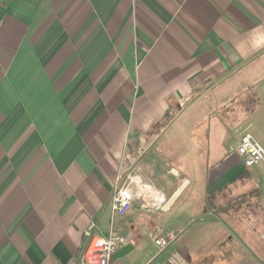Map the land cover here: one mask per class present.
<instances>
[{
	"label": "crops",
	"instance_id": "0c3cea01",
	"mask_svg": "<svg viewBox=\"0 0 264 264\" xmlns=\"http://www.w3.org/2000/svg\"><path fill=\"white\" fill-rule=\"evenodd\" d=\"M263 64L264 0H0V264H79L91 222L134 242L142 224L153 242L174 231L171 260L184 264L229 252L223 264H260L264 177L239 156L214 169L206 144V122L228 127L229 113L201 120L198 180L182 136L157 142L174 114L220 86L233 83V96L256 87L254 112ZM125 159L153 191L148 208L137 199L116 217Z\"/></svg>",
	"mask_w": 264,
	"mask_h": 264
},
{
	"label": "rangeland",
	"instance_id": "374dc122",
	"mask_svg": "<svg viewBox=\"0 0 264 264\" xmlns=\"http://www.w3.org/2000/svg\"><path fill=\"white\" fill-rule=\"evenodd\" d=\"M263 67L264 64L261 68V70L264 72ZM247 69H251V67ZM257 71H260L259 68ZM262 71H260L259 76L261 75ZM226 81V84H228L230 82H233V79H226ZM233 87H235V85H233V83H230V87L220 86L218 90L209 93L208 97L204 98V95L202 94L185 110L182 109L178 114H174V117L172 115L171 117H173V120L170 121L171 126L169 128H166L167 130L157 142L158 146L161 147L162 145L166 144V142L172 141L177 135L183 137V141H180L177 144H184V152L182 156L185 160H188L189 158L190 163L194 164V167H192L193 176L191 177L193 180H198L199 178V165L197 162L199 161V158L198 156L195 157L194 155H196L195 146L197 144V140L199 139L197 137L199 135L198 132L203 127L201 123L205 124V122H202L201 120L206 112H211L214 110L213 113L216 117L217 115L221 116L225 113H229L230 115L228 127H225V125H219L221 123L217 124L216 122H218V120L215 119L212 121L211 125V121L206 122L209 124H207L209 134H207L206 136V139L208 140L206 144L210 149V155H212L211 162L214 169H221L222 160L226 161L228 157L230 158L231 156H239L236 153H231L229 151V148L233 143L238 142L246 133L252 134L254 138L259 140L264 146V92L262 93V104L260 105V107L254 110V112H247L251 110V108L255 105V100L257 99V97H259V94H256L258 89H256L255 87V89L252 90L251 93L243 91L245 88H242L241 90H238L236 94L234 93L235 96H233V94H231L233 93V91L228 92L230 89H233ZM253 169H259L258 173L264 177L263 162L258 167L254 166ZM262 187L264 188V180ZM217 201L218 199L215 200L214 204H217L216 207L218 206L219 208H221V204H218ZM179 207H181V203ZM140 213L143 214L145 212ZM216 213L218 214V212ZM189 216H194V214L189 213ZM174 219L178 220L179 218ZM146 226L147 223L145 225H141V237L137 239V242H134L135 240L129 241L130 239L127 240V237L125 236L127 243L126 245L123 244L121 247H123L124 245L126 247H129L130 253L122 258V264H176L173 260H171L173 258V254L169 249L173 243L168 248L160 252L159 249L154 245L152 239L148 238L146 234L142 233V229H144ZM258 233L259 234L257 235L260 238H264V236L261 235L262 232ZM165 251L166 257L164 258L163 252ZM233 254L234 253L229 252V254L227 255L222 254L221 256H217L215 258L217 259L215 261V264H223L224 259H229L231 261V257L233 256ZM248 255L249 250L246 248L245 254H240L239 258L247 259ZM259 255L261 256V262L258 261V263L264 264V252H261ZM149 259L151 260L147 262ZM240 264L247 263L243 261Z\"/></svg>",
	"mask_w": 264,
	"mask_h": 264
},
{
	"label": "built area",
	"instance_id": "2783aa9c",
	"mask_svg": "<svg viewBox=\"0 0 264 264\" xmlns=\"http://www.w3.org/2000/svg\"><path fill=\"white\" fill-rule=\"evenodd\" d=\"M229 151L241 156L247 167L264 163V146L250 133H246L238 142L230 146ZM138 166L136 161L128 164L126 159L121 163L110 202V209L116 217L125 216L137 199L141 201L143 209L149 207L150 201L145 199V194L148 191L152 192L153 186L139 180ZM158 202L162 204L159 208H162L165 198L159 197ZM95 228V222H91L87 229L89 242L79 264H112L114 253L127 242L126 237L115 228H111L107 236L96 234ZM176 238L177 233L174 231H159L154 235L153 240L160 250H165ZM173 261L176 264H184L180 259L175 258Z\"/></svg>",
	"mask_w": 264,
	"mask_h": 264
}]
</instances>
